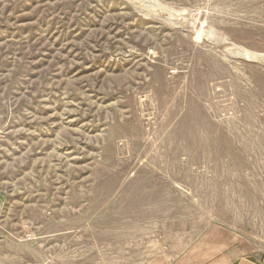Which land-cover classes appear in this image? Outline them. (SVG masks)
Instances as JSON below:
<instances>
[{"label":"rangeland","instance_id":"1","mask_svg":"<svg viewBox=\"0 0 264 264\" xmlns=\"http://www.w3.org/2000/svg\"><path fill=\"white\" fill-rule=\"evenodd\" d=\"M243 258L264 261V0H0V264Z\"/></svg>","mask_w":264,"mask_h":264},{"label":"crops","instance_id":"2","mask_svg":"<svg viewBox=\"0 0 264 264\" xmlns=\"http://www.w3.org/2000/svg\"><path fill=\"white\" fill-rule=\"evenodd\" d=\"M233 264H262V263L252 262L250 260L243 258V259L235 261Z\"/></svg>","mask_w":264,"mask_h":264},{"label":"bare ground","instance_id":"3","mask_svg":"<svg viewBox=\"0 0 264 264\" xmlns=\"http://www.w3.org/2000/svg\"><path fill=\"white\" fill-rule=\"evenodd\" d=\"M170 16V15H169ZM167 17V16H166ZM178 21V20H177ZM245 52V51H244ZM241 53V52H240ZM250 53V52H249ZM237 54H239V52L237 53ZM246 54V53H245ZM240 55V54H239ZM243 55V54H242ZM251 57V56H250ZM244 58V57H243ZM247 59H248V55H247Z\"/></svg>","mask_w":264,"mask_h":264},{"label":"built area","instance_id":"4","mask_svg":"<svg viewBox=\"0 0 264 264\" xmlns=\"http://www.w3.org/2000/svg\"><path fill=\"white\" fill-rule=\"evenodd\" d=\"M263 264H264V261H263Z\"/></svg>","mask_w":264,"mask_h":264}]
</instances>
